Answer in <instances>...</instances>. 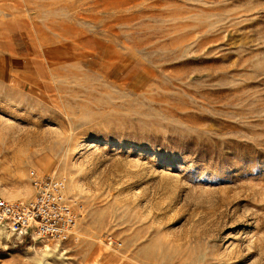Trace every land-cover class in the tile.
Wrapping results in <instances>:
<instances>
[{"label":"rangeland","instance_id":"1","mask_svg":"<svg viewBox=\"0 0 264 264\" xmlns=\"http://www.w3.org/2000/svg\"><path fill=\"white\" fill-rule=\"evenodd\" d=\"M33 174L76 234L0 264H264V0H0V198Z\"/></svg>","mask_w":264,"mask_h":264},{"label":"built area","instance_id":"2","mask_svg":"<svg viewBox=\"0 0 264 264\" xmlns=\"http://www.w3.org/2000/svg\"><path fill=\"white\" fill-rule=\"evenodd\" d=\"M28 200L0 198V231L19 240L64 244L76 234L80 214L65 179L32 175Z\"/></svg>","mask_w":264,"mask_h":264},{"label":"bare ground","instance_id":"3","mask_svg":"<svg viewBox=\"0 0 264 264\" xmlns=\"http://www.w3.org/2000/svg\"><path fill=\"white\" fill-rule=\"evenodd\" d=\"M8 200H14L12 197H6ZM49 250V249H48Z\"/></svg>","mask_w":264,"mask_h":264}]
</instances>
